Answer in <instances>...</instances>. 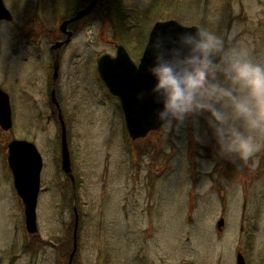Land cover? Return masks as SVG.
<instances>
[{
	"label": "rangeland",
	"instance_id": "1",
	"mask_svg": "<svg viewBox=\"0 0 264 264\" xmlns=\"http://www.w3.org/2000/svg\"><path fill=\"white\" fill-rule=\"evenodd\" d=\"M3 1L13 19L0 21V87L13 126L0 129V264H69L75 209L71 264H236L239 252L247 264H264V150L241 166L218 155L204 117L133 141L120 100L97 71L98 56L114 57L123 45L122 11L128 25L138 19L133 39L176 19L220 36L234 33L253 60L264 62V0H99L72 25L76 36L58 51L54 88L75 186L61 168L51 46L61 22L91 0ZM146 43L123 45L135 64ZM13 140L33 143L43 159L35 235L26 230L7 162Z\"/></svg>",
	"mask_w": 264,
	"mask_h": 264
},
{
	"label": "clouds",
	"instance_id": "2",
	"mask_svg": "<svg viewBox=\"0 0 264 264\" xmlns=\"http://www.w3.org/2000/svg\"><path fill=\"white\" fill-rule=\"evenodd\" d=\"M146 49L154 84L137 100L151 97L160 106L155 115L163 127L178 131L190 117H204L218 155L240 166L264 150V62L253 60L234 33H158Z\"/></svg>",
	"mask_w": 264,
	"mask_h": 264
},
{
	"label": "water",
	"instance_id": "3",
	"mask_svg": "<svg viewBox=\"0 0 264 264\" xmlns=\"http://www.w3.org/2000/svg\"><path fill=\"white\" fill-rule=\"evenodd\" d=\"M99 0H91L88 6L79 10L70 20L62 22L60 30L66 34L67 38L63 43H57L52 51L58 52L64 45L68 44L73 33L67 31L70 23L77 22L87 17L96 7ZM12 15L6 8L4 1L0 0V21L11 22ZM198 26H185L177 20L157 22L153 25L148 35L155 37L158 33H181L184 31H195ZM146 45L138 64L130 58L123 45H116V55L112 57L107 53H102L97 58V71L109 92L117 97L122 106L125 118L126 129L131 140L136 141L146 138L149 133L159 130L162 123L156 118L155 112L160 107L154 104L151 97H146L143 101L137 100V94L146 91L154 84L153 78L146 69L153 62L150 49ZM57 56V54H56ZM139 65V70L137 69ZM59 60L58 56L54 62L53 88L51 92L52 102L58 109V118L62 128L61 134V168L64 174L70 178L75 186V178L72 171L69 147L66 140V126L62 118L59 103L55 97V82L58 77ZM13 126L12 111L9 96L0 87V129L4 132L10 131ZM8 166L13 176L15 190L24 205L25 226L30 235L38 233L37 225V203L41 190V173L43 169V159L36 146L27 141L13 140L7 145ZM75 209V208H74ZM75 212V227L73 231V250L70 255L69 264L77 250V225L78 215ZM224 227V219L217 223L220 232ZM236 264H247L244 255L239 252L236 255Z\"/></svg>",
	"mask_w": 264,
	"mask_h": 264
},
{
	"label": "trees",
	"instance_id": "4",
	"mask_svg": "<svg viewBox=\"0 0 264 264\" xmlns=\"http://www.w3.org/2000/svg\"><path fill=\"white\" fill-rule=\"evenodd\" d=\"M122 14L124 15V17L121 19L120 18V21L122 23L125 24V26L123 25L120 29V40H121V43L126 46L128 49H131V43H134V45L138 44V45H141L140 46V49L143 47V45L145 44V42H147V38H148V35H149V32L151 30V27L152 25L150 26L149 30L145 33H143L142 35H137V38L136 39H133L134 37L132 36L133 34V31L134 29L136 28V25H135V20L138 21V19H133L132 21V25H128V20L129 19V16H128V12H125V11H122ZM121 15V14H120ZM201 28V27H200ZM122 31V33H121ZM233 166V164H232ZM236 169L238 170V168L236 167ZM234 171V169H233ZM73 200V198H72ZM73 224L75 222V212L73 213ZM72 228H73V225H72Z\"/></svg>",
	"mask_w": 264,
	"mask_h": 264
},
{
	"label": "flooded vegetation",
	"instance_id": "5",
	"mask_svg": "<svg viewBox=\"0 0 264 264\" xmlns=\"http://www.w3.org/2000/svg\"><path fill=\"white\" fill-rule=\"evenodd\" d=\"M91 2V1H90ZM89 2V3H90ZM88 3V4H89ZM88 4L87 5H85L84 7H86V6H88ZM84 7H82V9L84 8ZM79 10H81V9H79ZM78 10V11H79ZM77 11V12H78ZM76 12V13H77ZM76 13L74 14V16L76 15ZM91 14V13H90ZM74 16H72V17H70V18H68V19H66V20H64V21H67V20H70L71 18H73ZM89 16V15H88ZM64 21H62V22H64ZM62 22H61V24H62ZM78 22H80V21H77V22H73V23H70L69 25H68V27H67V31L68 32H71V33H73V36H72V39L76 36V30H75V28L74 27H71L72 25H74L75 23H78ZM60 24V25H61ZM60 25H59V34L57 35V41L51 46V52H52V55L54 56L55 55V60H56V54H59V52L58 53H56V52H54V51H52V48H53V46L55 45V44H57V43H63L65 40H66V38H67V36H66V34H64V33H62L61 32V30H60ZM71 39V40H72ZM66 45H68V44H64L59 50H61L63 47H65ZM55 60H54V62H55ZM54 62H53V74H54ZM53 78V77H52ZM52 100V99H51ZM60 104V103H59ZM60 106V105H59ZM57 108V107H56ZM60 109H61V107H60ZM57 111H58V109H57Z\"/></svg>",
	"mask_w": 264,
	"mask_h": 264
}]
</instances>
